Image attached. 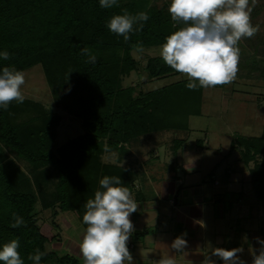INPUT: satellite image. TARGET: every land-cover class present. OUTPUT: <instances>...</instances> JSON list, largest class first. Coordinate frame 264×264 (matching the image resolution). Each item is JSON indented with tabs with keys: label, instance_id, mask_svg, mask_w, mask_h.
I'll use <instances>...</instances> for the list:
<instances>
[{
	"label": "trees",
	"instance_id": "16d2710c",
	"mask_svg": "<svg viewBox=\"0 0 264 264\" xmlns=\"http://www.w3.org/2000/svg\"><path fill=\"white\" fill-rule=\"evenodd\" d=\"M149 4L119 0L117 6L103 9L99 0H0V51L9 53L0 68L24 72L41 65L55 106L84 129L83 135L54 149L63 122L59 112L27 99L0 109V246L19 239L25 264H32L27 257L37 249L45 254L40 264H79L73 255L58 257L47 250L50 239L39 225L37 205L52 210L53 221L60 212H74L83 223L84 204L101 190L104 176L120 177L130 192L134 188L132 168L107 163L105 155L119 150L121 156L150 135L189 132L190 118L202 115L205 88L189 90L188 80L140 92L123 86L124 78L138 69L133 57L138 45L143 50L161 46L166 36L184 26ZM125 10L150 17L142 29L134 26L139 30L128 41L106 27L112 16ZM145 70L149 80L180 75L161 57L149 59ZM174 142L180 149L186 140ZM232 148L239 150L246 166L253 164L252 183L264 203V135L237 136ZM12 154L27 163L31 175L17 166ZM14 214L23 219L19 227L12 226Z\"/></svg>",
	"mask_w": 264,
	"mask_h": 264
},
{
	"label": "rangeland",
	"instance_id": "374dc122",
	"mask_svg": "<svg viewBox=\"0 0 264 264\" xmlns=\"http://www.w3.org/2000/svg\"><path fill=\"white\" fill-rule=\"evenodd\" d=\"M169 2L170 0H149V6L168 13ZM251 23L258 31L252 38L241 39L238 44L240 60L237 78L230 84L205 89L202 115L190 118L189 132L170 131L150 135L133 145V157L123 158V154V159H120L121 151L118 150L110 154L113 160H109L110 155L103 158L105 162L113 164L118 159L134 168L137 172L133 178L136 183L142 184L149 180L150 185L157 186L158 189L166 181L183 185V192L178 199L180 205L184 193L189 189L196 191L199 188H202L205 196H212L217 198V202L224 203L226 213L223 217H219L220 211L216 203L206 206L205 217L201 219L203 227L199 231L204 236V242L191 241L189 230H181L182 225L177 218L169 217L161 221L155 212L153 214L144 210L143 217L132 219L133 231L144 232L148 229V233L140 235L142 239L136 238L135 232L131 233L127 241L133 264H159L162 258L175 255L170 246L177 238L176 235L184 233H187L184 238L188 242V253L176 256V264H203L205 250L210 252L211 248H243L240 258L245 264H252V252L259 248L256 238L259 236L262 239L261 230L264 229V203H259L253 183L248 182V179L252 181L250 167L240 160L239 151L232 147L237 136L264 135V0H256L252 6ZM160 50L161 46H155L142 52L135 51L133 57L138 61V69L124 78L123 86L134 87L140 92L188 80L183 74L148 79L145 70L147 62L151 58L161 57ZM23 73L24 99L40 102L48 110L59 112L63 116L54 149L83 135L84 129L80 121L55 106L42 66H34ZM177 139L186 140L180 149L174 148V140ZM152 151L157 152L154 157L159 155L161 162L154 163ZM9 156L25 174L31 175L25 161L17 160L13 154ZM187 158H192L194 163L188 165ZM145 162L149 166L145 167ZM189 166H195L196 170H189ZM134 187L132 193L135 196L139 192L135 191L136 184ZM221 192L224 195L220 196ZM148 205L161 208L162 213V209L166 207L161 200L156 203L150 201ZM170 207L172 211L173 206ZM36 211L39 225L50 239L47 250L56 253L58 257L73 255L77 257L79 264H83L81 256L69 249L72 237L86 231L77 214L62 212L66 219H70L71 226L68 228L66 221H53L52 210L42 211V206L37 205ZM213 260L215 264H223L222 260L215 257Z\"/></svg>",
	"mask_w": 264,
	"mask_h": 264
},
{
	"label": "clouds",
	"instance_id": "9594fccd",
	"mask_svg": "<svg viewBox=\"0 0 264 264\" xmlns=\"http://www.w3.org/2000/svg\"><path fill=\"white\" fill-rule=\"evenodd\" d=\"M118 3L119 0H99L103 9L113 8ZM255 3L256 0H170L167 11L171 20L184 26L165 37L160 56L172 70L187 77V89L230 84L237 78L238 44L241 39L252 38L258 31L251 23ZM149 18L146 12L133 16L125 10L123 14L112 16L106 27L128 41L131 34L139 30L134 26L139 24L142 29ZM137 51H143L142 45L137 46ZM82 52L87 54L88 50ZM8 59L9 53L0 51V60ZM95 60V56L90 57V62L95 63ZM24 84L22 71L0 68V109L6 110L13 101L24 102ZM193 163L192 158H187L188 165ZM99 186L101 190L95 192L94 199H88L84 204L83 223L87 228L79 244L83 264H133L127 241L134 228L130 217L137 212L138 204L129 188L122 186L120 177L104 176ZM13 219V227L23 223V219L15 214ZM186 235L184 233L172 242L170 247L176 254L162 258L159 264H176V256L188 253ZM256 242L259 248L252 252V264H264V239L257 237ZM19 248V239L0 246V264H25ZM243 251V248H211L210 252L205 250L203 264H215L213 257L222 260L223 264H245L240 258ZM44 255L37 249L35 254L28 255L27 260L40 264Z\"/></svg>",
	"mask_w": 264,
	"mask_h": 264
},
{
	"label": "crops",
	"instance_id": "0c3cea01",
	"mask_svg": "<svg viewBox=\"0 0 264 264\" xmlns=\"http://www.w3.org/2000/svg\"><path fill=\"white\" fill-rule=\"evenodd\" d=\"M132 150H133V146L129 147L128 151L124 154L123 158L133 157L134 153ZM154 153H157V152H154V151L151 152L153 159H155L154 163L159 162V161L161 162V158L159 157V155H157V156L155 155V157H154ZM109 155L110 154H107L105 156L108 157ZM109 157H110L109 160H113L111 155ZM119 158L123 159L121 156ZM147 163L148 162H145V167L149 166V165H147ZM114 164L125 165L123 163H120L118 159H117V163H114ZM251 167L252 166H250V168H249V172H250ZM188 168H190L191 171L196 170L195 166H189ZM133 169L134 168H132V170ZM135 173H137L136 170H133L134 175H135ZM152 182H153V180H152ZM248 182H252V181L250 179H248ZM134 184H136V190H135L136 193L137 192H139V193L135 194V196L132 193L133 191L131 193L133 195V198L135 199V201L138 204V209H137L136 213H133L131 215V217H130L131 221L133 218L143 217V215H144L143 211L144 210L150 211L153 214L155 212L156 215L160 216L161 221H164L165 218H169V217L177 218L178 223L180 225H182V226H180L181 230H183V231L189 230L188 233H189V236H190L189 238L191 241H196V242L202 241V242H204V236L199 234L200 228L203 227V224H202V222H200L201 224H198V223H196V221L197 220L201 221V219H204L206 206H208V205L213 206V204L216 203V207H218V210L220 211L219 217H223L226 213L225 209H224V205H223L224 203L221 204L220 201L217 202V200H216L217 198H212V196H205L202 192V188H199L196 191H194L193 189H189L186 192V194L184 193V198H183L182 204L180 205V201H179L178 206L176 207L174 205V198H175L176 194L179 192V194H178V199H179L180 195L183 192V185L179 186L178 183L175 181H169V182L166 181L158 189L157 186L150 185L149 180L142 182V184L136 183L134 181ZM215 195H217V194H215ZM222 195H224V194L221 192L220 196H222ZM158 200H161L164 203V205L166 206V207H164V209H162L163 213L161 212V208L148 205L150 203V201L153 203H156V201H158ZM259 203L261 204V202H259ZM170 206H173L172 211L170 210V208H171ZM258 216H260L259 213H258ZM58 219H60V220H58ZM55 220L59 221V222H61L62 220L66 221V222H68L67 224H69L68 228L71 226L69 223L70 219H66L64 217V215L62 214V212H60L57 215ZM84 232H85V230H84ZM84 232H81V234H78V236H75V238L72 237V241L69 245V249H71L73 251V253L78 254L79 256H80L79 244H80V241L82 239ZM139 232H140L139 230H135V231H132L131 233L136 234ZM131 233H130V235H131ZM176 236L179 237L181 235H176ZM133 250H135V248Z\"/></svg>",
	"mask_w": 264,
	"mask_h": 264
},
{
	"label": "water",
	"instance_id": "95a60500",
	"mask_svg": "<svg viewBox=\"0 0 264 264\" xmlns=\"http://www.w3.org/2000/svg\"><path fill=\"white\" fill-rule=\"evenodd\" d=\"M178 194L179 192L176 194L175 198H174V205L177 207L178 206V203H179V200H178Z\"/></svg>",
	"mask_w": 264,
	"mask_h": 264
}]
</instances>
